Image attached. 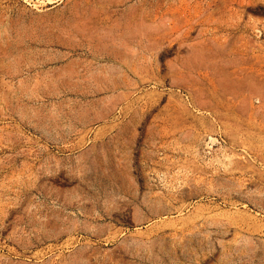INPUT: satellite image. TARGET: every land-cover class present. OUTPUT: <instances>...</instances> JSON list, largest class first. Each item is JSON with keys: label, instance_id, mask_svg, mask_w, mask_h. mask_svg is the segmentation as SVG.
Here are the masks:
<instances>
[{"label": "rangeland", "instance_id": "374dc122", "mask_svg": "<svg viewBox=\"0 0 264 264\" xmlns=\"http://www.w3.org/2000/svg\"><path fill=\"white\" fill-rule=\"evenodd\" d=\"M0 264H264V0H0Z\"/></svg>", "mask_w": 264, "mask_h": 264}]
</instances>
